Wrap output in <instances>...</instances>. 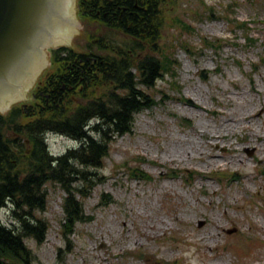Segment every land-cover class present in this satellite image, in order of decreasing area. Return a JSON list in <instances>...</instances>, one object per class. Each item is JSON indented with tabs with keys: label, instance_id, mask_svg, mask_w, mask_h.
<instances>
[{
	"label": "rangeland",
	"instance_id": "1",
	"mask_svg": "<svg viewBox=\"0 0 264 264\" xmlns=\"http://www.w3.org/2000/svg\"><path fill=\"white\" fill-rule=\"evenodd\" d=\"M162 9L158 45L173 64L155 87L143 88L161 99L137 112L125 134L103 125L109 154L103 166L89 167L96 185L82 199L91 218L73 232L63 227L66 190L59 182L46 184L45 209L36 211L49 226L45 240L25 237L42 263L264 264V0H168ZM227 11L235 13L234 22ZM86 18L78 0L79 30L85 31L71 43L77 50L128 38ZM224 122L230 123L227 133L216 131ZM213 134L226 136L213 142ZM45 138L54 154L79 145L63 133ZM131 166L151 179L132 175L139 170ZM0 220L18 225L9 204L0 208Z\"/></svg>",
	"mask_w": 264,
	"mask_h": 264
},
{
	"label": "trees",
	"instance_id": "2",
	"mask_svg": "<svg viewBox=\"0 0 264 264\" xmlns=\"http://www.w3.org/2000/svg\"><path fill=\"white\" fill-rule=\"evenodd\" d=\"M165 1L168 0H84L80 12L86 19L119 30L128 38L111 43L101 39L97 42L99 50L95 51L65 45L52 48L55 70L50 73L51 83L46 82L44 92L50 93L53 76L59 82L48 100L44 94L37 102L28 103L26 109L14 104L5 113L0 112V208L9 204L18 222L12 227L0 220V264H46L37 260L25 237L45 240L49 226L36 211L45 209L48 182H59L66 190V231L73 232L77 222L91 218L82 198L88 196L87 188L96 185L89 167L103 166L109 154V134L103 125L119 135L131 131L135 114L161 99H157V92L143 88L155 87L158 79L172 68V55L161 53L158 45ZM230 12L229 22H234L235 13ZM176 18L182 27L192 28L182 17ZM244 30L248 31V27ZM246 38L254 40L250 34ZM63 83L65 89L61 88ZM50 131L69 135L79 145L63 154L51 153L45 139ZM131 168L139 170L131 172L137 178L152 177L139 166ZM175 170L185 178L194 177L193 172ZM211 175L231 179L223 173Z\"/></svg>",
	"mask_w": 264,
	"mask_h": 264
},
{
	"label": "water",
	"instance_id": "3",
	"mask_svg": "<svg viewBox=\"0 0 264 264\" xmlns=\"http://www.w3.org/2000/svg\"><path fill=\"white\" fill-rule=\"evenodd\" d=\"M84 31L78 0H0V112L26 99L53 66L45 46L71 45Z\"/></svg>",
	"mask_w": 264,
	"mask_h": 264
},
{
	"label": "flooded vegetation",
	"instance_id": "4",
	"mask_svg": "<svg viewBox=\"0 0 264 264\" xmlns=\"http://www.w3.org/2000/svg\"><path fill=\"white\" fill-rule=\"evenodd\" d=\"M50 59H52L53 60V54L51 55L50 54ZM51 60V61H52ZM50 63H52V62H50ZM49 64V63H48ZM47 67V66H46ZM50 77V73H46V76H45V78H44V80H40L39 79V77H37V79H36V81H35V83H34V85L32 86V88L34 89V90H32V100L30 101V102H28L27 100H20V101H18L17 103H19L21 106H23L25 109L26 108H28V103H30V104H32L34 101L35 102H37V100L39 99L40 100V98H42V96L45 94L46 95V100H48V98H49V96H50V94H51V91H53L54 90V87L56 86V84L59 82V80H58V77H56V76H53V79H52V87H51V90H50V93H45L44 91L47 89V84H46V82H49V83H51V81L48 79ZM71 87V86H70ZM31 88V89H32ZM61 88L62 89H65L66 88V86H65V84L63 83L62 85H61ZM30 89V90H31ZM29 90V91H30ZM16 103V104H17ZM31 108H32V106H31Z\"/></svg>",
	"mask_w": 264,
	"mask_h": 264
},
{
	"label": "bare ground",
	"instance_id": "5",
	"mask_svg": "<svg viewBox=\"0 0 264 264\" xmlns=\"http://www.w3.org/2000/svg\"><path fill=\"white\" fill-rule=\"evenodd\" d=\"M249 116H251V115H248V116H246L247 118L249 117ZM230 125V123L228 122V123H223V125H222V127H218V129L216 130V131H220V133H223L224 131H225V133H227V130H225V128L226 127H228ZM252 132V131H251ZM212 133H214V132H212ZM212 133H209V135H208V137L212 134ZM216 134H213L212 136H211V139L213 140V142H219L220 140H221V138L223 137V138H225V136L226 135H222V134H218L217 136H215ZM253 135L251 134V139H253ZM183 149H185V148H183ZM190 151H188L187 150V152L186 153H189ZM215 154V153H214ZM215 157V156H214ZM216 159V158H215ZM217 160V159H216ZM214 161V160H213ZM217 162H218V160H217Z\"/></svg>",
	"mask_w": 264,
	"mask_h": 264
}]
</instances>
